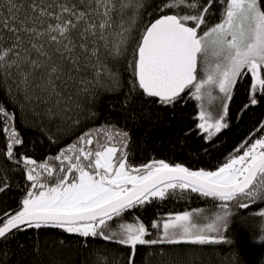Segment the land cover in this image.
<instances>
[{
    "label": "snow or ice",
    "instance_id": "obj_1",
    "mask_svg": "<svg viewBox=\"0 0 264 264\" xmlns=\"http://www.w3.org/2000/svg\"><path fill=\"white\" fill-rule=\"evenodd\" d=\"M149 7L153 18L141 21ZM217 12L218 22L210 24ZM116 64L126 65L131 77L125 107L140 97L172 106L187 94L198 102L196 127L211 142L229 126L241 81L249 92L245 110L264 99V0H0V89L45 104L50 119L79 125L75 111L94 120L88 103L99 92L119 91ZM15 121L16 113L0 103L3 155L23 168L27 182L20 207L0 215V241L26 229H60L127 248V264H135L140 246L230 245L233 208L264 201V137L242 145V155L215 171L164 160L134 166L130 133L104 122L38 162L17 157L24 140ZM10 187L0 177V194ZM192 194L217 202L211 218L204 209L168 213L150 229L139 216L124 219L129 211ZM93 255L94 264H109L107 248ZM0 264H9L3 248Z\"/></svg>",
    "mask_w": 264,
    "mask_h": 264
},
{
    "label": "trees",
    "instance_id": "obj_2",
    "mask_svg": "<svg viewBox=\"0 0 264 264\" xmlns=\"http://www.w3.org/2000/svg\"><path fill=\"white\" fill-rule=\"evenodd\" d=\"M151 12L152 9L147 8L141 21L153 18ZM218 19L217 12L210 17L209 23L214 24ZM115 70L120 74L119 91L99 92L88 103V108L96 114L94 120L87 119L86 114L71 113L73 119L80 120L79 125L58 116L50 119L46 115L45 104L36 100L26 101L23 94L16 99L8 95L6 89H0V103L16 113L15 127L24 140L23 146L15 149L17 157L24 154L42 162L57 155L88 128L109 122L130 133L129 160L134 166L158 159L179 163L189 169L214 170L231 155L242 153L245 150L242 145L246 147L255 139L264 137V130L257 131L264 124V99L245 110L244 106L249 103L246 81L240 82L230 102L226 118L229 126L211 142H206L196 127V100L184 94V98L175 105L162 106L140 97L125 107L131 77L124 64H116ZM5 151L6 140L0 132V177H7L11 185L9 190L0 194V215L20 207L27 184L23 168L8 161L3 155ZM193 209H204L203 215L209 218L218 210L217 202L192 194L189 198H169L129 211L124 219L131 221L134 216H139L150 229L154 219ZM261 211H264V201L247 209L233 208L234 215L226 232L230 245L181 243L152 248L140 246L135 264H264V216L259 215ZM151 231L154 237L155 230ZM0 248L8 251L9 264H94V251L104 248L108 249L109 264H127L129 256V249L119 245L93 238L85 241L78 235L53 228L16 232L14 238L7 242L0 241Z\"/></svg>",
    "mask_w": 264,
    "mask_h": 264
},
{
    "label": "rangeland",
    "instance_id": "obj_3",
    "mask_svg": "<svg viewBox=\"0 0 264 264\" xmlns=\"http://www.w3.org/2000/svg\"><path fill=\"white\" fill-rule=\"evenodd\" d=\"M243 154V152L242 153H240V154H238V155H242ZM158 160V159H157ZM151 161H153V160H151ZM150 161V162H151ZM165 162H167V161H165ZM167 163H169V162H167ZM170 165H175V164H171V163H169ZM179 164V163H178ZM182 165V164H181ZM137 166H140V165H137ZM184 166V165H183ZM222 166V165H221ZM202 168H198V169H191V170H201ZM203 170H206V169H203ZM216 169H214V170H208V171H215Z\"/></svg>",
    "mask_w": 264,
    "mask_h": 264
}]
</instances>
